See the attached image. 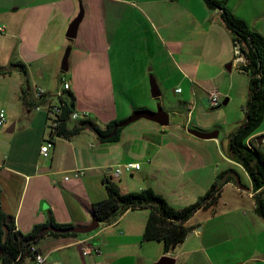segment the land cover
<instances>
[{
    "label": "crops",
    "instance_id": "crops-1",
    "mask_svg": "<svg viewBox=\"0 0 264 264\" xmlns=\"http://www.w3.org/2000/svg\"><path fill=\"white\" fill-rule=\"evenodd\" d=\"M226 5L264 35V0ZM81 7L84 16L71 39L67 30ZM0 18L6 38L0 39V66L22 62L27 69L14 66L0 75V113L6 115L0 205L18 231L28 233L50 215L58 223L89 225L92 204L108 197L107 180L122 193L152 188L183 208L205 195L221 172L234 170L216 204L196 212L189 221L195 228L170 252L162 241L142 240L149 209L135 208L77 237L45 236L37 244L43 264H156L163 256L175 264H264V218L255 211L251 179L227 154L228 136L245 118L250 77L234 61V38L219 9L205 0H0ZM64 81L76 109L102 128L157 105L169 124L140 118L115 141L86 129L56 139L44 156L40 149L51 131L46 111L36 109L34 88L56 94ZM212 89L221 93L220 106L210 105ZM263 123L253 141L264 151V141L257 140ZM193 129L218 137L201 138ZM128 162L141 167L117 176L115 169ZM32 262L28 256L19 264Z\"/></svg>",
    "mask_w": 264,
    "mask_h": 264
},
{
    "label": "trees",
    "instance_id": "trees-1",
    "mask_svg": "<svg viewBox=\"0 0 264 264\" xmlns=\"http://www.w3.org/2000/svg\"><path fill=\"white\" fill-rule=\"evenodd\" d=\"M205 2L209 8L221 11L222 19L232 32L235 45H239L241 52L246 55V62L240 66V69L250 77L249 98L244 105L245 119L229 134L227 154L230 159L240 163L248 173L254 192L255 211L264 218V151L253 141L254 135L264 121V35L251 29L243 19L237 17L227 7L226 0H205ZM14 66L27 73L24 63L16 62L11 66H0V75L10 74ZM59 102L62 104L65 123L57 132L58 135L69 138L83 130L92 129L103 141L119 139L123 127H118L113 133L119 123L117 120L107 123L102 128L91 118L77 121L71 119V114L76 110V97L71 90L65 91ZM248 140H250L249 145ZM233 174L232 169L221 172L205 195L183 208H175L152 188L122 193L116 183L107 180L108 197L92 204L93 219L101 224H109L129 209H149L142 240L162 241L164 251L167 253L184 241L195 228V225L189 221L196 212L216 204L223 186L234 180ZM48 227L69 230L75 226L58 223L50 215L45 223L35 225L28 233H22L16 229L14 217L5 213L0 205L1 264H19L28 256L33 259L34 253L31 247L35 246L37 251L41 252L37 244L45 236L77 237L81 234L70 230L64 232L46 230Z\"/></svg>",
    "mask_w": 264,
    "mask_h": 264
},
{
    "label": "built area",
    "instance_id": "built-area-1",
    "mask_svg": "<svg viewBox=\"0 0 264 264\" xmlns=\"http://www.w3.org/2000/svg\"><path fill=\"white\" fill-rule=\"evenodd\" d=\"M0 31H4V27L0 26ZM234 61L235 63H238L240 65L246 62V58L243 56V53L241 52L239 45H235ZM70 89H71V85L67 81L63 82L62 90L56 94H51L47 92L43 87L37 86L34 88V96L37 100L36 109L37 110L44 109L46 111L47 117L49 119V129L51 131V138H49V140L45 144H43L40 149L41 154L44 156L49 155L50 149L53 147L56 139L64 138L57 134L61 126L65 123L64 111L62 108V104L59 102V98L63 95L65 91L70 90ZM177 91H181V88H178ZM209 99H210V105L212 107L220 106L222 103V96L218 89H212L210 91ZM88 116H89V113L87 111H78L76 109L71 114V119L74 121H77L81 119H87ZM5 121H6L5 112H1L0 113V125H3ZM249 141L250 140H248V145L250 144ZM254 144L258 145L255 140H254ZM140 167H141V163H138V162L124 163V164L119 165L115 169V174L117 176H120L121 174L125 172H132L134 169H140ZM76 175H79V173H76ZM31 251L34 253L32 264H43L46 261V256L42 252L37 251L35 246L31 247ZM90 251H91L90 248H86L84 250V253L87 254Z\"/></svg>",
    "mask_w": 264,
    "mask_h": 264
},
{
    "label": "water",
    "instance_id": "water-1",
    "mask_svg": "<svg viewBox=\"0 0 264 264\" xmlns=\"http://www.w3.org/2000/svg\"><path fill=\"white\" fill-rule=\"evenodd\" d=\"M84 16V9L81 7V10L79 12V14L77 15V17L71 22V24L69 25V28L67 30V37L69 38H75L77 36L78 33V28L79 25L83 19ZM70 52H71V47H68V49L66 50V53L64 55L63 61H62V69L63 70H68V60H69V56H70ZM243 56L246 58V55L243 53ZM232 66V63H229L227 65V67L230 69ZM160 90L157 87V91L156 88L154 89L153 95L155 97L160 96ZM228 102V99H225L224 104H226ZM140 118H147L153 121H156L157 123H159L162 126H166L169 124V115L168 113L164 110V108L161 105H158V109L153 111V110H149V109H141V110H136L129 118H127L124 121L119 122L113 133L116 131V129L118 127H124L136 120H139ZM191 132L193 134H195L198 137L201 138H216L218 137V132H201L198 130H191ZM111 133V134H113ZM257 140L259 144H262V141L264 140V134H261L259 136H257ZM47 168H42L41 170H46ZM100 226V222L96 219H93L92 222L89 225L83 226V227H73L71 229H69L70 231L73 232H77V233H89L92 232L94 230H96L98 227ZM46 230H54V231H60V232H64V231H69V230H59L56 229L54 227H48ZM0 254H1V250H0ZM156 264H175V260L174 258L170 257V256H163Z\"/></svg>",
    "mask_w": 264,
    "mask_h": 264
},
{
    "label": "rangeland",
    "instance_id": "rangeland-1",
    "mask_svg": "<svg viewBox=\"0 0 264 264\" xmlns=\"http://www.w3.org/2000/svg\"><path fill=\"white\" fill-rule=\"evenodd\" d=\"M0 21H1V18H0ZM0 26H2V27H4L3 26V23L2 22H0ZM5 33H2V32H0V39H6L5 38ZM7 44V43H6ZM10 44V43H9ZM3 45L5 46V42L3 43ZM11 45V44H10ZM1 46V45H0ZM15 50V49H14ZM12 60V59H11ZM163 107V106H162ZM156 108L158 109V105L156 106ZM156 109V110H157ZM242 116H244L243 115V113H242ZM245 117V116H244ZM245 119V118H244ZM264 124V123H263ZM243 182H245V183H247V185L248 186H250V183H249V181L247 180V178H244L243 179ZM231 191V188H228V190L225 192V196H227L228 194H229V192ZM243 196H245V197H247L245 194H243ZM250 202H251V199L250 198H247ZM210 209V208H209ZM213 210V209H212ZM247 211H248V209H246ZM243 212V211H242ZM250 212V211H249ZM203 213H207V212H203Z\"/></svg>",
    "mask_w": 264,
    "mask_h": 264
}]
</instances>
